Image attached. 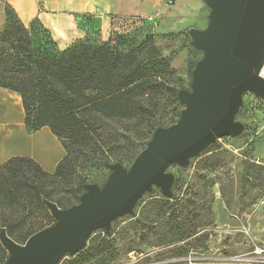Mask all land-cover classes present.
Returning <instances> with one entry per match:
<instances>
[{
  "label": "rangeland",
  "instance_id": "obj_1",
  "mask_svg": "<svg viewBox=\"0 0 264 264\" xmlns=\"http://www.w3.org/2000/svg\"><path fill=\"white\" fill-rule=\"evenodd\" d=\"M133 3L124 16L74 17L66 48L79 41L118 50L140 48L141 66L158 78L137 98L133 118H102L97 123L99 144L90 142L81 153L71 140L63 142L75 173L53 190V200L63 201L62 207L78 203L83 184L105 183V161H118L128 169L156 127L176 123L183 105L173 94L190 88L191 72L201 58L189 45L188 30L207 27L210 11L202 0ZM235 120L244 126L241 136H223L185 169H168L175 176L171 198L153 188L136 203L132 215L113 221L108 234L94 231L82 251L59 264H264V100L245 93ZM38 144L49 148L45 139ZM10 214L0 205V220ZM13 217L20 245L54 221L49 211L32 208ZM6 255L0 243V261Z\"/></svg>",
  "mask_w": 264,
  "mask_h": 264
},
{
  "label": "water",
  "instance_id": "obj_2",
  "mask_svg": "<svg viewBox=\"0 0 264 264\" xmlns=\"http://www.w3.org/2000/svg\"><path fill=\"white\" fill-rule=\"evenodd\" d=\"M202 1L210 11L207 27L188 30L189 45L201 58L191 72L190 88L177 92L183 109L176 123L156 128L128 169L107 164L105 183L85 184L72 207L60 209L45 200L54 222L23 245L1 229L0 243L7 251L3 264H59L65 256L78 254L94 231L108 234L111 223L132 215L153 188L171 198V166L185 169L221 137L242 135L244 126L235 118L243 95L264 100V80L258 76L264 60V0Z\"/></svg>",
  "mask_w": 264,
  "mask_h": 264
},
{
  "label": "trees",
  "instance_id": "obj_3",
  "mask_svg": "<svg viewBox=\"0 0 264 264\" xmlns=\"http://www.w3.org/2000/svg\"><path fill=\"white\" fill-rule=\"evenodd\" d=\"M5 8V24L0 31V88L19 95L29 133L47 126L63 146L65 140H71L84 153L85 145L99 144L95 133L102 118H133L135 108L139 107L137 98L157 83V75L149 76L150 71L141 66L140 48L118 50L107 44L79 41L60 50L37 18L24 24L7 3ZM178 91L173 94L177 103ZM68 158L66 153L53 173L23 157L0 165V205L11 211L0 220V230L5 229L13 241L21 237L17 233V218L13 217L18 210L48 211L45 200L60 209L73 206L62 207L63 201L53 200L55 186L68 182L75 173L68 166ZM6 258L7 255L0 264Z\"/></svg>",
  "mask_w": 264,
  "mask_h": 264
},
{
  "label": "crops",
  "instance_id": "obj_4",
  "mask_svg": "<svg viewBox=\"0 0 264 264\" xmlns=\"http://www.w3.org/2000/svg\"><path fill=\"white\" fill-rule=\"evenodd\" d=\"M28 24L37 18L51 33L60 50L74 28L75 16L85 14L127 15L126 9L133 7V0H7ZM4 3L0 2V31L4 26ZM41 8V10H40ZM45 139L49 148L39 146ZM66 151L49 127L29 133L24 123V111L18 94L0 88V165L16 157L32 159L43 171L53 173Z\"/></svg>",
  "mask_w": 264,
  "mask_h": 264
},
{
  "label": "built area",
  "instance_id": "obj_5",
  "mask_svg": "<svg viewBox=\"0 0 264 264\" xmlns=\"http://www.w3.org/2000/svg\"><path fill=\"white\" fill-rule=\"evenodd\" d=\"M258 76H259L262 80H264V60H263V63H262L261 68L259 69Z\"/></svg>",
  "mask_w": 264,
  "mask_h": 264
}]
</instances>
